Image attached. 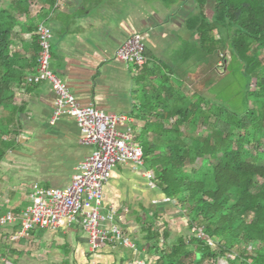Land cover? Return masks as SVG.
Here are the masks:
<instances>
[{
	"label": "crops",
	"instance_id": "0c3cea01",
	"mask_svg": "<svg viewBox=\"0 0 264 264\" xmlns=\"http://www.w3.org/2000/svg\"><path fill=\"white\" fill-rule=\"evenodd\" d=\"M41 1L29 0V14L20 16L14 29L16 47L30 50L33 37L37 43L38 23L44 22L51 31L53 74L80 105L126 116L120 130L129 127L137 141L151 142L160 121L167 129L183 112L194 119L201 106L206 111L211 105L216 109L214 97L202 91V82L217 72L222 54L202 68L199 38L189 27L193 24H188L198 14L194 0ZM206 13L211 19L212 11ZM134 33L144 37L146 60L141 68L115 58L117 49ZM223 34L226 38L227 30ZM221 37L214 30V39ZM25 55L30 57L28 52ZM34 70L13 88L17 112L14 133L8 135L12 147L0 161V218L8 212L20 215L37 188H66L94 148L82 142L73 117L63 114L51 124L53 87L47 81L27 83L26 76ZM148 173L145 166L118 165L103 187V206L119 210V224L132 236L136 251L106 245L92 252L87 235L75 226L56 232L34 230L30 238H21L15 235L20 228L17 220L0 224V264H126L146 259L154 244L147 222L152 210H163L167 201L150 186ZM153 227L166 230L161 218ZM169 227H176L174 235L182 234L178 226L169 223Z\"/></svg>",
	"mask_w": 264,
	"mask_h": 264
},
{
	"label": "trees",
	"instance_id": "16d2710c",
	"mask_svg": "<svg viewBox=\"0 0 264 264\" xmlns=\"http://www.w3.org/2000/svg\"><path fill=\"white\" fill-rule=\"evenodd\" d=\"M194 2L198 14L188 24H193L189 27L198 35L201 62L207 65L221 53L230 59L227 72L233 60L237 61L247 79L252 105L239 116L212 105L208 111L201 106L194 119L183 112L167 129L160 121L151 142L135 138L156 189L167 199L163 210H152V217L159 216L166 230L147 227L153 229L149 240L154 241L149 253L157 258L154 264H217L220 258L225 264H264V0ZM29 5V0H0V161L13 144L8 136L14 133L17 112L13 88L37 64L34 37L30 50L16 47L14 38L19 18L29 14ZM208 9L213 13L211 19L206 15ZM214 30L221 33L219 40L214 39ZM198 161L201 165L195 168ZM110 208L103 206L102 214ZM115 209L109 224L127 233ZM170 209L177 216L160 214ZM175 219L180 222V236L174 235L176 227H169ZM171 234L174 240L169 242Z\"/></svg>",
	"mask_w": 264,
	"mask_h": 264
},
{
	"label": "built area",
	"instance_id": "2783aa9c",
	"mask_svg": "<svg viewBox=\"0 0 264 264\" xmlns=\"http://www.w3.org/2000/svg\"><path fill=\"white\" fill-rule=\"evenodd\" d=\"M35 35L39 46L37 64L34 73L26 76V82H49L55 95L51 124L63 114L73 117L82 134V142L94 148L79 163L77 172L66 188L35 189L30 195L31 203L21 214L17 216L8 212L0 218V224L8 226L18 220L20 228L15 235L25 239L30 238L34 230L56 232L63 227L75 226L87 235L92 252L107 244L136 251L130 236L120 227L109 224L116 215V209L111 207L102 214L103 187L118 165L131 163L136 168L144 167L142 146L135 140L129 127L120 130L126 125V116L108 114L93 105L79 104L68 87L50 69V29L40 22ZM144 51V37L134 33L117 49L115 58L141 68L146 60ZM219 67L224 70L221 63ZM147 176L150 186L155 188L152 175L148 173ZM126 264L147 263L145 259L138 258Z\"/></svg>",
	"mask_w": 264,
	"mask_h": 264
},
{
	"label": "rangeland",
	"instance_id": "374dc122",
	"mask_svg": "<svg viewBox=\"0 0 264 264\" xmlns=\"http://www.w3.org/2000/svg\"><path fill=\"white\" fill-rule=\"evenodd\" d=\"M226 44L228 46L230 43L226 42ZM220 59L222 60V63H221L222 67H224L225 64L229 66L230 59H225L223 57H220ZM205 67H206V64H202V68H205ZM239 68L240 67L238 66V62L233 60L226 74L222 75L223 70L218 65L216 67L217 74H214V77H216V79H214V77L211 78V74H209L206 80L202 82V84L204 85L202 87L203 89L202 91L204 92L206 91L207 95L209 94V98L214 97L212 99V104L214 105V107L218 109L221 108L223 109L224 112H229L231 114H234L235 116L242 115L244 111L246 110L247 106L251 104L247 96V91H248L246 87L247 79L243 75H241ZM225 71L226 70L224 68V72ZM207 81L209 85L207 84ZM251 87L252 89L255 87L254 79L251 80ZM224 117L226 118L227 114H224ZM19 140H23V138L20 137ZM186 141L189 142L188 139ZM261 150L264 151V145L261 146ZM200 165H201V161H198L194 167L198 168ZM167 214H169L170 218L177 216V212L172 211L171 209L169 210V212H167ZM153 215H155V213ZM157 217L158 218L156 219L154 217H151L149 221L147 222V224L152 227L156 226L160 220V217L159 216ZM178 220L179 219H175L173 221H170L169 223H171L172 226H179L180 222ZM199 233L201 237L204 238L203 233L201 232ZM173 238H174V235L171 234L169 242H172L174 240ZM146 258L149 264L150 263L154 264L155 261L157 260V258L155 259V257H153L151 253H149ZM217 264H225V262L223 259L220 258Z\"/></svg>",
	"mask_w": 264,
	"mask_h": 264
},
{
	"label": "clouds",
	"instance_id": "9594fccd",
	"mask_svg": "<svg viewBox=\"0 0 264 264\" xmlns=\"http://www.w3.org/2000/svg\"><path fill=\"white\" fill-rule=\"evenodd\" d=\"M223 62H225V61H223ZM219 63H222V60H220V61L218 62V65H219ZM218 65H217V66H218ZM145 261H146L147 264H149L148 261H147V258L145 259Z\"/></svg>",
	"mask_w": 264,
	"mask_h": 264
}]
</instances>
